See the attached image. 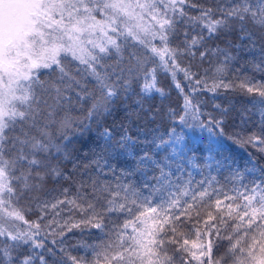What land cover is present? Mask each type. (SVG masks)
I'll return each instance as SVG.
<instances>
[{
	"label": "snow or ice",
	"instance_id": "6c2138e0",
	"mask_svg": "<svg viewBox=\"0 0 264 264\" xmlns=\"http://www.w3.org/2000/svg\"><path fill=\"white\" fill-rule=\"evenodd\" d=\"M160 68L183 97L179 113L169 110L173 123L216 132L200 154L175 128L167 139L156 128L150 140L147 129L130 131L144 113L155 120L145 100L166 95ZM250 71L264 73V0H0V264H264V166L241 168L221 153L229 124L254 117L259 132L226 139L264 153V80ZM200 91L247 103L205 112L193 103ZM118 103L124 116L109 123ZM85 133L92 145L70 150ZM62 181L69 186L48 188ZM52 191L63 198L52 202ZM22 202L40 211L36 221ZM64 205L82 213L71 228L103 234L82 245L93 259L66 255L55 216L42 228ZM44 228L61 247L46 246Z\"/></svg>",
	"mask_w": 264,
	"mask_h": 264
},
{
	"label": "trees",
	"instance_id": "16d2710c",
	"mask_svg": "<svg viewBox=\"0 0 264 264\" xmlns=\"http://www.w3.org/2000/svg\"><path fill=\"white\" fill-rule=\"evenodd\" d=\"M191 15H196L195 10H192ZM195 34V33H193ZM210 43H213L210 41ZM214 43L220 44L222 47L223 45V39L220 40H215ZM248 56L245 55V59H247ZM205 67H208L207 64L204 65ZM164 73H162L160 70L158 71V75L160 78L162 77ZM248 75H254L257 80H264V73L260 72H249ZM177 79H181V73L176 74ZM159 79V77H158ZM181 86L184 88V92L188 93L190 90L189 86L187 85V81H180ZM165 83L168 84L167 80L165 79L164 82L160 80V85L164 89L166 95L164 97H160L158 95H154L148 99L145 100V107L146 108H151L153 112L156 113L155 120L154 121H149L146 119L147 113L142 114L141 118L136 120L134 123H131L130 126V131L132 132V135L135 136L138 132V130L141 129H147L149 132L148 139L150 140L153 133L152 129L156 128L158 129V135L164 136L165 139H167L166 133L168 130L172 129L175 127V125H170V122L166 120V112L169 110H175L178 113V108L179 104L182 101L181 95L179 92H176V88L173 84H171L173 87L170 88L165 86ZM176 90H175V89ZM139 89H137L138 91ZM178 91V90H177ZM175 94V102H172L169 94ZM196 96L200 99L202 96L205 97V102L202 103V111L205 112H211L213 105L215 103H227L231 102L233 103L237 108H239L242 104H246L247 101L246 99L240 95L239 93H227V94H221V95H214L213 93L207 92V91H200L196 93ZM180 99V101H179ZM159 101L163 104L164 108L159 109L160 105L157 110V104L156 102ZM177 101H179L178 104H174ZM130 103V102H129ZM74 115H78L77 113H74ZM83 113H79V116H82ZM124 116V111L123 107L118 103L117 105V112L114 114V117H109L108 122L111 123L112 119L115 118L117 121H119L122 117ZM259 124V121L254 117L253 120L249 121L247 125L243 124H232L230 123L229 126L226 129L225 136L220 137V139L224 140V147L221 150L222 157L227 156L229 162L235 161L236 165L240 166L243 168L249 161L255 162L261 166H264V153L260 152L257 150V148L251 146V145H245L243 147L233 143L231 140L226 139V136L231 135L234 131H241L244 135H247L250 130H255L259 132V128L257 125ZM143 139V136L141 137ZM94 137H89L87 133H85L84 136L78 137L76 140L73 141V144L70 145V150H73L75 148H81L82 150H86L90 145L93 143ZM209 141V138L206 137L203 141H199L196 143L191 144V147L189 149L192 150L193 153L195 154H200V152L206 147L207 143ZM187 148V147H186ZM188 149V148H187ZM113 163H123V157L122 156H116L115 154L113 155ZM62 167H67L71 169V164L68 165H62ZM207 174V172L205 173ZM213 174L215 175L216 173L213 171ZM193 175L195 178L198 180L201 178L199 173L196 172V170H193ZM252 177H249L251 179ZM221 184L224 183L223 179L220 181ZM61 186L67 187L69 186L68 183L61 182V185H53L49 183L48 188L49 189H59ZM231 187V185L229 186ZM74 191V190H73ZM50 199L52 202H55V198H63L60 196V193L58 191H52L50 193V196L47 197ZM72 198V197H70ZM21 210L23 211V214L25 216L26 220L29 221H36L37 217L40 215V211L34 206H29L27 203H23L19 206ZM71 208V205H64L62 208H59L55 211L49 209L47 213H45V219L43 221H40L42 228L44 225L48 224V221L53 219L55 216V219L62 225L65 226V241L72 240V247L68 249V254L70 257H83L85 259L91 260L93 259V255L91 253L90 249H86L82 247V245H93L96 243H99V240L103 237V234L95 229L91 230H82V228H71L72 224H75L79 222L82 218V213L78 209H72L69 211ZM59 212V215L56 216L55 212ZM215 215V212H214ZM206 218V217H205ZM111 219L115 220L116 216L114 215ZM124 219L123 216L120 217V222H122ZM67 222V223H66ZM16 223L21 227L22 230L27 229V225L23 224L22 221H16ZM151 223V222H150ZM201 227H203V224H201ZM67 228H71V231H67ZM57 232H59V229H56ZM106 231V230H105ZM182 231H188L187 229H182ZM189 239H195L194 234H190ZM40 239L44 240L45 244L47 247H56L58 248L60 244L58 243L57 245L52 244V240L55 239L59 241L61 237L58 235H53L52 234V229L50 228H44L41 232ZM37 251H43V249H38ZM223 252V249L221 250V254ZM258 252V250H257ZM214 256H218L214 250ZM51 264V261H50ZM67 264H71L70 259L68 260ZM101 264H103V261H101ZM231 264V262H229Z\"/></svg>",
	"mask_w": 264,
	"mask_h": 264
},
{
	"label": "rangeland",
	"instance_id": "374dc122",
	"mask_svg": "<svg viewBox=\"0 0 264 264\" xmlns=\"http://www.w3.org/2000/svg\"><path fill=\"white\" fill-rule=\"evenodd\" d=\"M159 70L162 73H164L162 75V77L160 78V76L158 75V72H157V79L159 77V79H158L159 85H160V80H161V82H162V80L164 82V80L166 79L167 82H168V84L165 83V86L166 87H169V91H170V88L173 87L171 84L174 85L173 77H172L171 73H169L168 71H166L163 68H160ZM181 76H182L181 79H177V76L175 77V79L177 81L178 80L185 81L184 78H183V73H181ZM186 86H189L188 83H187ZM177 90H176V92H179V94L181 95L180 98H182V101L179 104V108H178V113H179L181 111V105L183 104V97H182V94L180 93V91L179 90L177 91ZM155 95H158V94H155ZM194 96H195V99L193 100V103L200 102L202 104L206 100L205 97H203V96L199 99L196 96V93L194 94ZM169 97H170V99H171L172 102H175V99H174L175 94L174 93L173 94H169ZM179 101H180V99H179ZM179 101H177L174 104H178ZM156 104L158 105L157 106V110H158L159 105H160V108H159L160 110L164 108V106H163V104L161 102L157 101ZM168 113H169V111L166 112V120L170 122V125H172V126L175 125V127H174L175 128V135H179V136L183 137V143H184V145L188 149L191 147V144L196 143V142H199V141H203L206 137H208V138H210V137H213V138L216 137V132L215 131H210L208 127H201V126H199L198 124H196L195 121H193L190 118L188 119V122H187L186 125L185 124H181L178 120H176V122L173 123V118H170V116L168 115ZM78 115H79V112H78ZM59 247H61V245ZM63 247H66L67 249H70L72 247V240L65 241ZM66 255L68 257H70L69 254H68V252L66 253ZM192 264H195V261H193Z\"/></svg>",
	"mask_w": 264,
	"mask_h": 264
}]
</instances>
